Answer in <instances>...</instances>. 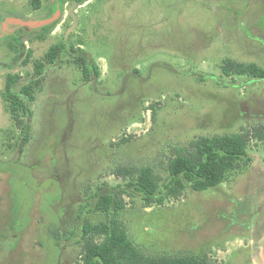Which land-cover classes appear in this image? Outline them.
I'll use <instances>...</instances> for the list:
<instances>
[{
    "label": "rangeland",
    "instance_id": "374dc122",
    "mask_svg": "<svg viewBox=\"0 0 264 264\" xmlns=\"http://www.w3.org/2000/svg\"><path fill=\"white\" fill-rule=\"evenodd\" d=\"M51 2L0 0V264H79L105 193L145 254L264 264V78L231 65L264 68V0L67 2L45 34ZM242 129L247 154L219 185L145 207L140 168L162 184L178 147Z\"/></svg>",
    "mask_w": 264,
    "mask_h": 264
},
{
    "label": "trees",
    "instance_id": "16d2710c",
    "mask_svg": "<svg viewBox=\"0 0 264 264\" xmlns=\"http://www.w3.org/2000/svg\"><path fill=\"white\" fill-rule=\"evenodd\" d=\"M87 0H52L49 16H54L57 10H62L67 2L82 4ZM50 17V18H52ZM47 18V19H50ZM58 22L55 18L41 26L43 33H49ZM11 38L24 47L17 35ZM60 45L50 47L45 60L54 62ZM78 61L83 68V77L88 79L90 72L85 64V59L78 56ZM233 71L252 77L264 78V68L256 63H232ZM44 65L38 62L35 74L40 75ZM224 72H229V67H224ZM36 84V81H35ZM32 85L24 86L22 90L29 101L34 99ZM12 104H17L26 112L27 106L11 91L8 92ZM14 107V106H13ZM248 129L239 132L206 137L200 136L191 140L186 146L178 147L172 158L167 161L166 171L168 179L161 184L160 179L150 168H140L134 183L131 185L141 194L145 207L152 204H162L167 196L178 197L186 187L193 190H207L219 185L225 175L246 156ZM264 135V134H263ZM123 202L116 194H102L99 196L95 209L109 215L107 221L96 225L84 224V232L101 235L100 241H90L85 244L83 260L79 264H217L207 254L201 257L181 256H152L141 252L132 243L127 235L126 227L118 220V214L123 209Z\"/></svg>",
    "mask_w": 264,
    "mask_h": 264
},
{
    "label": "water",
    "instance_id": "95a60500",
    "mask_svg": "<svg viewBox=\"0 0 264 264\" xmlns=\"http://www.w3.org/2000/svg\"><path fill=\"white\" fill-rule=\"evenodd\" d=\"M55 18H56V14H55L52 18H50V19L42 20L41 25H43V24H45V23H47V22H50L51 20H53V19H55Z\"/></svg>",
    "mask_w": 264,
    "mask_h": 264
}]
</instances>
